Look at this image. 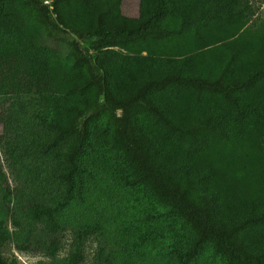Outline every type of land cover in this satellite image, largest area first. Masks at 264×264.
Segmentation results:
<instances>
[{
    "label": "trees",
    "instance_id": "1",
    "mask_svg": "<svg viewBox=\"0 0 264 264\" xmlns=\"http://www.w3.org/2000/svg\"><path fill=\"white\" fill-rule=\"evenodd\" d=\"M45 1L0 0V148L20 183L0 166V264H18L7 242L82 264L107 226L74 215L106 186L187 226L168 264H264V19L250 0H140L138 17L123 0ZM40 180L43 197L21 201ZM116 251L101 241L94 264H127Z\"/></svg>",
    "mask_w": 264,
    "mask_h": 264
},
{
    "label": "rangeland",
    "instance_id": "2",
    "mask_svg": "<svg viewBox=\"0 0 264 264\" xmlns=\"http://www.w3.org/2000/svg\"><path fill=\"white\" fill-rule=\"evenodd\" d=\"M250 2L255 12L252 21L264 19V0H250ZM45 3L51 4V1L46 0ZM139 3L140 0H123V13L131 16L137 14ZM82 46L86 48L87 45L82 43ZM60 47L66 53L72 50V47L68 45ZM2 134L3 126L0 123V137ZM0 166L8 178L11 189L16 190L20 183L16 179L15 172L6 164L1 148ZM44 186L40 180L37 182L38 189L32 188L34 193L25 194L19 198L28 203L33 197H43ZM109 187L112 186L109 185ZM103 188L105 189L101 191L94 189L93 194L96 195L89 211L84 210L81 214L74 215L77 220L83 216H87L89 220L99 217L107 226L105 237L96 234L88 239L84 249L85 260L82 264L95 263L101 241L108 251L119 250V256L127 264H168L171 258V252H169L171 245H180L181 248L187 246L189 241L187 226L180 219L172 217L164 206L137 190L119 189L120 187L112 189L108 186ZM7 205L12 208L17 205V200L14 199ZM6 226L10 231L14 230L11 219L6 222ZM72 242L73 233L72 229H69L63 234L61 249L58 253L60 259L68 257L71 253ZM2 252L8 263L13 260H17L18 264L51 262L50 258L40 252H19L12 242H7ZM194 264L209 263L196 260Z\"/></svg>",
    "mask_w": 264,
    "mask_h": 264
},
{
    "label": "crops",
    "instance_id": "3",
    "mask_svg": "<svg viewBox=\"0 0 264 264\" xmlns=\"http://www.w3.org/2000/svg\"><path fill=\"white\" fill-rule=\"evenodd\" d=\"M123 7V6H122ZM122 10H123V8H122ZM124 14H126V13H124ZM127 16H129V17H138L139 16V10H138V13L137 14H135V15H128V14H126Z\"/></svg>",
    "mask_w": 264,
    "mask_h": 264
}]
</instances>
